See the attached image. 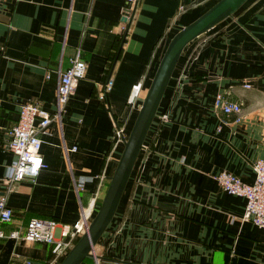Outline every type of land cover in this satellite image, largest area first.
I'll return each instance as SVG.
<instances>
[{
    "label": "crops",
    "instance_id": "0c3cea01",
    "mask_svg": "<svg viewBox=\"0 0 264 264\" xmlns=\"http://www.w3.org/2000/svg\"><path fill=\"white\" fill-rule=\"evenodd\" d=\"M216 1L139 0L123 42L124 0L0 4V131L16 124L27 101L53 114L59 71L77 50L86 62L60 121L41 135L45 167L8 196L6 233L24 232L33 217L60 225L82 211L92 218L123 149L117 125L128 134L170 39ZM218 93L241 104L239 120L214 108ZM258 158L264 0H245L182 50L115 215L82 264L96 257L101 264H263L264 232L242 220L245 198L213 178L226 170L252 183ZM13 159L0 149V177ZM64 254L45 241L0 237V264H57Z\"/></svg>",
    "mask_w": 264,
    "mask_h": 264
},
{
    "label": "built area",
    "instance_id": "2783aa9c",
    "mask_svg": "<svg viewBox=\"0 0 264 264\" xmlns=\"http://www.w3.org/2000/svg\"><path fill=\"white\" fill-rule=\"evenodd\" d=\"M4 1L6 0H0V4ZM138 1L124 0L119 22V29L122 33L126 31L128 24L131 25ZM85 72L86 62L77 50L70 59V65L59 71L56 84V111L53 114L48 113L38 100L24 102L19 105L16 124L4 133L0 131V149L8 150L14 155V159L0 177V224L12 220V209L8 205L7 199L15 184L25 179L33 180L45 167L41 154L43 142L41 135L47 133L48 126L52 121H60L66 111L69 97L75 91L76 81L82 79ZM108 83H105L104 94L99 92L100 98L105 97ZM244 86L249 87L250 85L246 83ZM214 108L226 117L235 115V120L240 118L241 104L228 100L223 93L216 94ZM160 120L165 122L167 118L162 115ZM116 134L122 140L127 136L123 126L119 125L116 127ZM251 168L254 172L252 183L243 182L237 175L226 170L213 175V178L224 192L245 198L242 220L260 226L264 232V159H255L251 163ZM90 220V212L85 211H82L80 218L71 225H60L54 219L33 217L27 222L24 232L14 228L6 233L0 226V237L10 236L45 241L52 245V252L57 255L67 252L74 239L86 230ZM26 263L32 264L29 260ZM92 264L101 263L96 257Z\"/></svg>",
    "mask_w": 264,
    "mask_h": 264
},
{
    "label": "water",
    "instance_id": "95a60500",
    "mask_svg": "<svg viewBox=\"0 0 264 264\" xmlns=\"http://www.w3.org/2000/svg\"><path fill=\"white\" fill-rule=\"evenodd\" d=\"M245 0H218L192 22L177 31L170 39L156 68L148 90L123 139V149L116 161L102 201L85 231L70 246L57 264H80L93 253V247L111 222L118 208L129 177L158 107L184 47L193 39L230 16ZM127 29L123 35L125 39Z\"/></svg>",
    "mask_w": 264,
    "mask_h": 264
},
{
    "label": "trees",
    "instance_id": "16d2710c",
    "mask_svg": "<svg viewBox=\"0 0 264 264\" xmlns=\"http://www.w3.org/2000/svg\"><path fill=\"white\" fill-rule=\"evenodd\" d=\"M123 35H124V34H120V37H118V41H119V42L122 41V39H123ZM120 125H121V124L119 123V126H120ZM107 185H108V184H107ZM101 201H102V199H100V200L97 202V207H96L95 212L97 211V209H98V207H99ZM95 212H94V214H95ZM78 237H79V236H77V237L74 239V242L78 239ZM87 258H88V256L85 257V258L83 259V261L86 260ZM83 261H82V262H83ZM82 262H81L80 264H82Z\"/></svg>",
    "mask_w": 264,
    "mask_h": 264
}]
</instances>
